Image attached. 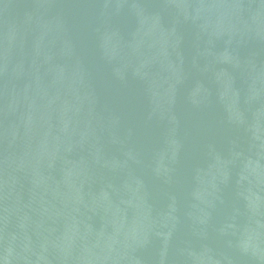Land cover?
Masks as SVG:
<instances>
[{
  "label": "water",
  "instance_id": "1",
  "mask_svg": "<svg viewBox=\"0 0 264 264\" xmlns=\"http://www.w3.org/2000/svg\"><path fill=\"white\" fill-rule=\"evenodd\" d=\"M0 264H264V0H0Z\"/></svg>",
  "mask_w": 264,
  "mask_h": 264
}]
</instances>
